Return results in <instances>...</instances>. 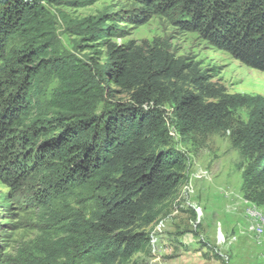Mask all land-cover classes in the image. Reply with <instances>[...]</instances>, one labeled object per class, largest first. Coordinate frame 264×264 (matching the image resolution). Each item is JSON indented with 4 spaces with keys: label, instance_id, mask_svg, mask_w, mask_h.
Returning <instances> with one entry per match:
<instances>
[{
    "label": "trees",
    "instance_id": "obj_1",
    "mask_svg": "<svg viewBox=\"0 0 264 264\" xmlns=\"http://www.w3.org/2000/svg\"><path fill=\"white\" fill-rule=\"evenodd\" d=\"M129 1L72 21L82 48L106 47L82 62L60 49L48 6L88 0H0V182L46 236L39 264H126L151 250L149 227L187 180L172 130L232 129L248 159L241 190L264 208V96L229 93L160 38L114 41L160 16L264 71V0ZM242 107L247 122L235 119ZM6 236L0 225V264H16Z\"/></svg>",
    "mask_w": 264,
    "mask_h": 264
},
{
    "label": "rangeland",
    "instance_id": "obj_2",
    "mask_svg": "<svg viewBox=\"0 0 264 264\" xmlns=\"http://www.w3.org/2000/svg\"><path fill=\"white\" fill-rule=\"evenodd\" d=\"M131 7L129 0H88L81 7L50 5L48 9L60 49L82 62H90L89 57L103 60L106 47L93 44L82 48L80 37L72 31V21ZM126 30V37L114 41L143 44L160 38L169 43L177 57L209 70L215 76L212 80L224 85L229 93L264 96V71L244 65L211 46L198 33L182 32L160 16L139 26L129 23ZM57 83L55 80L52 86ZM248 115L249 108L242 107L235 119L247 122ZM172 137L173 146L189 157L187 180L167 203L160 220L149 227L151 250L137 253L126 264H264V233L258 237L249 231L254 221L249 204L253 202L241 190L243 166L248 159L233 144L232 129L189 136L172 130ZM8 196L7 186L0 182V225L7 230L5 252L17 259L16 264H39L46 257V236L38 231L39 222L22 214ZM260 209L264 213V208ZM47 229L52 238L56 237L55 228ZM26 247H30L29 254L18 260L19 252Z\"/></svg>",
    "mask_w": 264,
    "mask_h": 264
},
{
    "label": "bare ground",
    "instance_id": "obj_3",
    "mask_svg": "<svg viewBox=\"0 0 264 264\" xmlns=\"http://www.w3.org/2000/svg\"><path fill=\"white\" fill-rule=\"evenodd\" d=\"M249 205V210L251 211L250 215L253 217L254 221L251 222L248 229L253 234L260 237L264 233V213H262L260 207H258L254 203Z\"/></svg>",
    "mask_w": 264,
    "mask_h": 264
}]
</instances>
